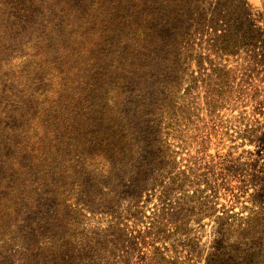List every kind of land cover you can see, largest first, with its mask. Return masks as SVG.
I'll return each mask as SVG.
<instances>
[{"label":"trees","instance_id":"trees-1","mask_svg":"<svg viewBox=\"0 0 264 264\" xmlns=\"http://www.w3.org/2000/svg\"><path fill=\"white\" fill-rule=\"evenodd\" d=\"M44 1V5L38 4L39 24L27 43L30 50L24 57V69L13 77L19 90L9 112L19 124L0 135L7 156L0 164L3 243L15 242L19 215L38 192H45L58 208L68 207L75 194L67 182L74 171L68 165L74 163L77 169L83 163L109 177L122 171L121 165L131 159L132 150L125 119L118 113L119 101L125 98L128 87L138 93L139 87L132 82L139 80L146 62L157 63L156 78L162 94L147 100L140 115L147 121L150 137L158 143L153 161L156 171L166 179L161 193L167 200L175 189L182 190L190 183L185 172L177 169L161 124L165 116L177 114L181 85H187L188 92L204 80L208 88H215L211 89L215 95H222L230 73L216 65L212 55L221 59L245 51L253 64L264 65L257 52L264 46L261 30L252 24L242 5L223 2L206 8L200 0ZM36 2L13 3L16 18H27ZM146 179L144 171L134 179L140 191L148 186ZM197 193L201 191L178 199L185 204L189 217L199 215L195 219L199 222L203 209L212 211V207L206 202L196 206ZM216 220L222 235L237 239L231 243L222 240L206 264H264V250L239 239L264 229V211L246 217L225 212ZM186 226L187 221H181L171 231L157 222L152 229L162 241L181 233L195 252L198 243ZM35 238L34 234L26 250L20 252V264H75L77 251L67 243L55 247L37 243ZM63 252L71 254L67 261ZM88 254L96 257L91 264L113 263L105 242L87 244L84 255ZM150 264L181 262L168 259L161 247H156Z\"/></svg>","mask_w":264,"mask_h":264},{"label":"rangeland","instance_id":"rangeland-1","mask_svg":"<svg viewBox=\"0 0 264 264\" xmlns=\"http://www.w3.org/2000/svg\"><path fill=\"white\" fill-rule=\"evenodd\" d=\"M16 1L0 0V135L2 130H15L19 124L9 112L19 90L13 77L24 69V57L30 50L27 43L39 24L38 4H45L37 0L27 18H16L12 6ZM200 1L206 8L223 2L244 6L264 40V0ZM257 52L259 58H264V46ZM211 58L230 73L223 94L215 95L211 91L215 88H208L204 80L188 92L187 85H181L177 114L161 120L177 169L185 172L189 184L182 190L175 189L169 200L161 193L166 179L156 171L153 161L158 143L150 137L151 130L140 109L147 100L159 97L162 90L156 78L157 63L146 62L139 70V80L132 82L139 87L138 93L128 87L118 107L130 133L131 159L113 177L83 163L77 169L74 163L68 165L74 170L71 180H67L75 193L70 208H58L45 192L33 196L15 225V242H0V264H20V252L26 250L34 234L37 243L55 247L67 243L68 248L77 251L75 264L95 261V256L84 255L85 248L101 242H105L112 264H150L156 247H161L163 256L181 264H206L222 240H236V236L225 237L218 231L216 216L234 212L246 217L264 211V65L253 64L245 51L235 57ZM4 141L0 138V164L7 161ZM141 171L148 175L144 181L148 186L140 191L133 181ZM196 190L201 193H197L199 201L195 205L206 202L212 207V211L203 209L199 222L195 221L199 215L189 217L185 204L178 199ZM181 221H187L186 227L198 243L195 252L185 244L181 233L162 241L153 232L157 222L173 231ZM91 231L96 235L89 236ZM239 239L256 244L258 251L264 250L263 228ZM70 255L63 252L65 261Z\"/></svg>","mask_w":264,"mask_h":264}]
</instances>
